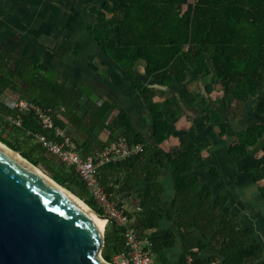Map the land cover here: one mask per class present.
Instances as JSON below:
<instances>
[{
  "label": "trees",
  "instance_id": "16d2710c",
  "mask_svg": "<svg viewBox=\"0 0 264 264\" xmlns=\"http://www.w3.org/2000/svg\"><path fill=\"white\" fill-rule=\"evenodd\" d=\"M117 2L119 6L112 8L110 18L100 6L90 7V13L95 16L97 23L111 19L108 28L88 22L84 26L100 49L132 79L133 88L153 119L155 132L152 142L135 128L127 111L119 105L109 101L99 104L93 99L83 103L86 93L77 81H73L70 87L61 82L60 74L43 63L39 56L23 57L1 46L0 98L8 90L18 93L20 97H27L48 113L54 126L62 130L71 124L80 132H88L111 123L112 133H119L132 144H144L147 154L105 164L98 169L97 176L110 198L114 194L119 196L133 192L142 198L141 208L135 212L137 219L134 226L142 237L152 240L156 252L176 245L177 236L174 231L167 235L157 231L166 213L162 196L166 189L161 177L165 170H169L175 183L176 195L167 215L177 220V228L184 242V253L179 264H210L216 259L224 264H253L259 261L264 250L261 246L249 245L252 230L240 228L239 215L234 210L225 211L228 197L215 195L210 186H201L200 178L192 174L193 163H198L202 169L208 167L201 155L205 146L199 147L184 137L180 146L168 153L159 148L166 139L170 125L166 116L155 109L154 99L158 91L136 78L135 65L139 61L145 62V75L149 80L165 85H180L188 106H192L196 100L188 90L190 69L201 76L214 75L216 85L223 89L222 97L225 101H237L241 106L257 98L264 92V0ZM179 6H187L186 11L180 13ZM255 105V112L264 116V97ZM49 106L63 110L48 112ZM165 106L170 118L177 120L181 117L173 98L167 100ZM1 107L15 117H22L18 129L26 132L31 142L2 135L0 142L18 152L35 167L41 168L48 177L74 192L98 213L106 214L76 168L49 154L36 136L40 134L58 143L64 142V139L44 129L34 110L24 114L5 104H1ZM232 107V104H228L229 117L226 120L218 113L219 120H213L208 112L203 119L214 125L220 123V134L225 135L228 122L235 118ZM117 111L118 115L114 117ZM258 145H262L264 152V121L254 119L241 136L240 142L230 146L228 153L237 161ZM94 148L89 149L88 154L79 151L83 156H88ZM249 171L255 182L264 179V164L250 168ZM117 173H125V176L118 178ZM261 193L264 199V186ZM118 206L122 208V203ZM110 223L105 247L120 254L126 247V229L115 220ZM151 231H154L152 235L149 234ZM198 232L204 233L210 241L204 243ZM196 248L208 249L210 259L201 260L195 253ZM107 258L112 259L111 253Z\"/></svg>",
  "mask_w": 264,
  "mask_h": 264
},
{
  "label": "crops",
  "instance_id": "0c3cea01",
  "mask_svg": "<svg viewBox=\"0 0 264 264\" xmlns=\"http://www.w3.org/2000/svg\"><path fill=\"white\" fill-rule=\"evenodd\" d=\"M10 1L14 2L15 0ZM18 1L22 2L21 5L24 7L25 17H23V22L27 24L31 23L37 17H43L46 20L51 19L50 14L51 12H53L54 8L52 6L48 9V12L45 13V9L41 7V4L44 2V0ZM98 4H100V2H98ZM92 5L97 4L87 5L83 25L85 22L94 24V22H92L93 18L96 22L95 16L90 13V7ZM83 25L81 24L79 29L73 28L68 32V34L72 36L71 39L74 45L72 49L75 55H78V57L81 59H90L91 55L93 54H106L100 49L97 42L86 30L85 26L83 27ZM94 25L97 26L96 24ZM50 27V25H46L45 27L42 25L43 29H39V45L41 47L45 44H51V46L54 47L52 45V32H47V28ZM1 31L4 30L3 27L0 26V32ZM36 55L38 54H35L33 56ZM39 57L43 58L42 56H40V54ZM64 57L65 55L62 56L63 59ZM111 61L113 62V66L115 68L110 69L108 74L110 75L109 77L111 78V80H114V83H117L119 75H121V73H125L112 59ZM45 63L47 64L46 61ZM142 64L145 65V62L139 61L137 63V65ZM47 65L49 66V64ZM135 73L138 79L144 81L148 86L158 91L155 97L156 99L157 97L159 98L160 96H165V94H160V91L157 86H155V84L149 83L151 80H149L146 76H143L144 72L139 73L137 72V70H135ZM109 92L111 96H106V99L100 104H103L105 101H109L113 104L119 105L127 111L133 121L135 128L145 134L149 142L154 139V124L152 118L145 108L138 92L130 86H126L124 88V91L119 89L117 93H113L111 91ZM170 95L174 99L175 106L179 110L181 117L175 120L173 118H170L165 110H160V112L166 116V119L169 122L170 126L166 133V139L159 146V148L164 153H168L172 149L178 148L181 144L182 138L184 137H187L199 147L205 146L203 147L201 155L203 158V162L208 165V167L207 169H202L198 165V163H193L192 174L197 175L200 178L201 186H210L212 188V192L215 195L222 194L228 197L225 211L234 210L239 215L238 221L240 228L242 230H245L247 228L252 230L249 245L261 246L264 250V199L261 193V188L264 186V179L255 182L253 174L249 171L250 168H254L264 164V152H262L261 148L262 145L256 146L245 157H242L237 161L233 160L228 153V149L230 146L236 145L240 142L241 136L245 133L246 128L251 125V119L263 121L264 117L258 115L257 113L255 115L252 114L251 116L248 112L247 107H245L243 111L237 110L238 102L233 100L225 101L223 100L224 97H222L224 96V94H221L220 96L214 98V110L217 111L220 117L226 120L227 117H229L228 104H232V112L235 114V118H233L227 124V133L225 135H221L220 133L212 130V128L206 125V123L204 122L197 124L194 123L192 119V112H190V110H188L187 112L181 109V107L179 106L180 99L178 100L176 94ZM86 96L85 100L88 98L87 94ZM247 103H249V101ZM186 104L187 103H185V106L187 107ZM117 115L118 113L116 114V116ZM70 127H73L75 130H77L76 127L71 124ZM151 130L153 131V133L149 132ZM161 181L164 183L166 189V191L162 195L166 213L164 218L161 220V226L157 231L161 232L163 235H167L168 233L174 231L177 237L175 246L166 247L162 250V252L155 251L156 258L158 264H179L181 256L184 253V242L177 228V220H173L167 215L168 211L173 205L176 195L175 183L169 170H165L163 172ZM146 186L147 185L144 186V190L146 189ZM119 197L122 199V207L127 208L130 212H136L141 208L143 201L142 198L137 194V192L119 195ZM132 200L133 203L131 202ZM153 233L154 231H151L149 234L152 235ZM198 235L203 238L204 243H208L210 241V238L207 237L204 233L198 232ZM195 253L201 260L204 261L209 260L211 257V253L208 251V249L199 250V248H196ZM189 258L191 262L192 257L190 256ZM257 263L264 264V255H262L259 261H254L253 264ZM202 264L208 263L204 262Z\"/></svg>",
  "mask_w": 264,
  "mask_h": 264
},
{
  "label": "rangeland",
  "instance_id": "374dc122",
  "mask_svg": "<svg viewBox=\"0 0 264 264\" xmlns=\"http://www.w3.org/2000/svg\"><path fill=\"white\" fill-rule=\"evenodd\" d=\"M98 2H100V4H98ZM189 2L193 3L194 0H189ZM21 3L22 2L18 0H15L14 2L10 0H0V26L3 27L4 30L0 32L1 47H7L15 51L19 55H24V57L33 56L35 54H38L36 56H39L40 54V56L43 57H40L43 63H45L46 61L52 70L60 74L61 82L71 87L73 84V80H78V83L81 84L82 88L88 95V98H92L99 104L106 99V96H111L109 91L117 93L119 89L124 91V88L126 86H130L133 88L132 79L126 74L121 73V75H119V79H117L118 84L114 83V80H111L108 73L110 69H113L115 67L113 66L111 58L107 56V54H93L91 55L90 59H81L78 57V55H75L72 49L74 47L71 39L72 36L68 34L70 29H79L81 24L83 25L87 5H99L110 18L112 15V8L119 6L117 0H44V2L41 4V7L45 9V13H47L48 9L52 6L54 8L53 12H51L50 14L51 19L46 20L43 17H37L28 24L23 22L25 13L24 7L21 5ZM186 9L187 6H179L180 13H184ZM92 22H94V24H96L98 27L108 28L111 19L100 24L95 22L93 18ZM42 25L44 27L46 25L51 26L50 28H47V32H52V45L54 47H52L51 44H45L42 47L39 45V29H43ZM35 37L37 38V40ZM63 55H65L64 59L62 58ZM143 66L145 68V65L143 64H136L135 70H137V72L139 73L144 72L143 76L145 77V69L143 70ZM39 73L41 75L45 74L44 72ZM190 74L191 78L188 84V90L195 96L196 100L194 104L192 106H188L186 104L188 107L187 109V107L185 106V103H187L186 99L182 95H179L182 94V87L180 85H165L162 82L159 83L158 81L151 80L149 83L155 84V86H157V88L159 89L160 94H165V96L163 95L159 98L157 97V99L155 98V109L158 111H166L165 102L172 98L170 94H176L178 100L180 99L179 106L181 107V109L187 112L188 110H190V112H192V119L194 123L197 124L204 122L206 123V125L210 126L212 130L220 133V123H217L215 125L207 123L204 121L203 116L208 112L213 120H219V118L217 117V111L214 110L213 103L215 102V97L223 94V89L216 85L214 75L201 76L198 75L195 70L191 69ZM263 97L264 92H262L257 98L250 99L249 103H245L241 105V107L238 105L239 103H237V107H240L239 109L237 108V110L243 111L245 107H247L249 114L251 116L252 114L255 115V104ZM88 98L86 100L84 98L83 103H86ZM20 103H22L23 105H27V108L22 107V110L19 106ZM1 104H5V106L12 110L19 109L24 114H29L32 110L31 106L36 105L33 104L27 97H20L18 93L11 90L6 91L5 94L0 98V135L9 139H13L16 137L31 142V140H29L28 138L29 135H26V132L18 129V127H20L21 125H18L16 123V120H20L22 124V117H15L11 113L7 112L3 107H1ZM48 109L57 110L58 112H62L63 110L55 109L52 106H49ZM117 113L118 112H115L114 117ZM60 117L62 118V120L65 119L63 117V114H61ZM252 120L254 119H251V121ZM62 131H64L67 138L72 141V144L84 154H88L89 149L94 147L95 148L92 150V152L94 150L104 148L108 144L116 142L122 137L119 133H112L111 123H106L97 128L91 129L88 132H80L78 130H75L73 127H68L67 129H64ZM153 131L155 132V129ZM153 131L151 130L149 132L153 133ZM153 140L154 139H152L150 142H152ZM99 142H101L102 144L99 145ZM35 155L38 157V153H36ZM39 169L43 171L41 168ZM116 176L120 178L121 176H125V173H123V175H121V173H117ZM112 196L113 198L107 196L109 202L113 205L118 206L122 199L115 194ZM131 202L133 203V200ZM102 206L105 209L106 215H108V209L104 205ZM110 221H108L105 228V236L107 230L110 229ZM109 253H111L112 255L111 260L107 258V255ZM100 256L105 263L118 264V262H116V259L120 262V259L118 257L119 254H117L113 249L109 251L105 246L103 247Z\"/></svg>",
  "mask_w": 264,
  "mask_h": 264
},
{
  "label": "water",
  "instance_id": "95a60500",
  "mask_svg": "<svg viewBox=\"0 0 264 264\" xmlns=\"http://www.w3.org/2000/svg\"><path fill=\"white\" fill-rule=\"evenodd\" d=\"M51 180L78 199L0 150V264H110L93 208Z\"/></svg>",
  "mask_w": 264,
  "mask_h": 264
},
{
  "label": "built area",
  "instance_id": "2783aa9c",
  "mask_svg": "<svg viewBox=\"0 0 264 264\" xmlns=\"http://www.w3.org/2000/svg\"><path fill=\"white\" fill-rule=\"evenodd\" d=\"M19 106L21 109L22 107L27 108V105L22 103ZM31 107L38 115L44 129L53 131L55 137L64 139V142L58 143L38 134L36 136L38 142L49 154L57 157L64 164L75 167L99 203L108 209L111 220H115L120 226L125 227L126 247L118 256L120 262L117 259L116 262L118 264H158L152 240L148 237H142L134 226L137 213L110 203L97 176L98 169L105 164L118 163L147 154L146 146L144 144H132L127 138L121 137L116 142L97 149L88 156H83L79 149L72 144V141L67 138L64 131L54 126V122L48 113L39 106ZM48 112H53V110L48 109ZM16 123L21 125L20 120H16ZM211 264L224 263L218 259Z\"/></svg>",
  "mask_w": 264,
  "mask_h": 264
},
{
  "label": "bare ground",
  "instance_id": "6f19581e",
  "mask_svg": "<svg viewBox=\"0 0 264 264\" xmlns=\"http://www.w3.org/2000/svg\"><path fill=\"white\" fill-rule=\"evenodd\" d=\"M0 150H2L3 152L7 153L8 155L12 156L13 158H15L16 160H18L22 165H24L25 167H27L29 170H31L32 172H34L36 175L41 176L45 181H47L50 185L62 190V192L67 193L70 196H73L71 193L59 188L52 180L50 177H48L47 175H45L40 169H38L37 167H35L34 165H32L30 162H28L26 159L22 158L20 156V154H18L17 152L11 150L10 148H8L6 145H4L3 143L0 142ZM75 197V196H73ZM76 199H78L77 197H75ZM80 201V200H79ZM83 205H85L84 201H80ZM86 206V205H85ZM87 209L90 211V213L93 215V217L97 220V222L100 224V226L105 229L108 223V218L105 217L104 215L98 213L97 211H94L93 209H91L90 207L86 206Z\"/></svg>",
  "mask_w": 264,
  "mask_h": 264
}]
</instances>
